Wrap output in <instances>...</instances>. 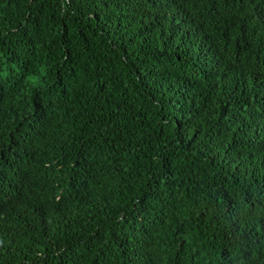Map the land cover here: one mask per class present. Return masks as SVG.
I'll return each mask as SVG.
<instances>
[{"label":"trees","instance_id":"16d2710c","mask_svg":"<svg viewBox=\"0 0 264 264\" xmlns=\"http://www.w3.org/2000/svg\"><path fill=\"white\" fill-rule=\"evenodd\" d=\"M0 264H264V0H0Z\"/></svg>","mask_w":264,"mask_h":264},{"label":"bare ground","instance_id":"6f19581e","mask_svg":"<svg viewBox=\"0 0 264 264\" xmlns=\"http://www.w3.org/2000/svg\"><path fill=\"white\" fill-rule=\"evenodd\" d=\"M10 228V227H9Z\"/></svg>","mask_w":264,"mask_h":264}]
</instances>
